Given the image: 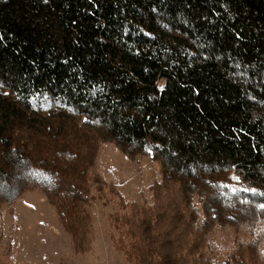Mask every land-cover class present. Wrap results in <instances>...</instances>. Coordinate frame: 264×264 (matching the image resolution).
I'll use <instances>...</instances> for the list:
<instances>
[{"label":"trees","instance_id":"obj_1","mask_svg":"<svg viewBox=\"0 0 264 264\" xmlns=\"http://www.w3.org/2000/svg\"><path fill=\"white\" fill-rule=\"evenodd\" d=\"M103 143L161 168L127 264H264V0H0V208L40 191L89 254Z\"/></svg>","mask_w":264,"mask_h":264},{"label":"rangeland","instance_id":"obj_2","mask_svg":"<svg viewBox=\"0 0 264 264\" xmlns=\"http://www.w3.org/2000/svg\"><path fill=\"white\" fill-rule=\"evenodd\" d=\"M96 154L92 172L104 190L94 194L90 253L79 255L71 249L54 208L40 191L30 190L0 208V254L7 264H127L115 244L119 233L114 224L127 213L125 204L151 203L149 188L161 180L160 164L147 157L130 158L111 143L101 144Z\"/></svg>","mask_w":264,"mask_h":264},{"label":"snow or ice","instance_id":"obj_3","mask_svg":"<svg viewBox=\"0 0 264 264\" xmlns=\"http://www.w3.org/2000/svg\"><path fill=\"white\" fill-rule=\"evenodd\" d=\"M261 208H264V205H261Z\"/></svg>","mask_w":264,"mask_h":264}]
</instances>
